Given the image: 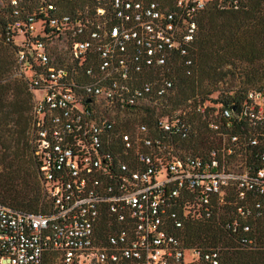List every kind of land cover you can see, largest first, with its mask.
I'll list each match as a JSON object with an SVG mask.
<instances>
[{"label": "built area", "instance_id": "1", "mask_svg": "<svg viewBox=\"0 0 264 264\" xmlns=\"http://www.w3.org/2000/svg\"><path fill=\"white\" fill-rule=\"evenodd\" d=\"M240 1L91 0L70 14L50 0H0L11 10L5 41L32 94L30 144L49 204L32 214L0 203V264H184L186 253L219 264L212 248H183L175 231L184 220L226 212L231 233H255L264 223L263 93L204 115L200 155H179L196 132L178 113L133 132L107 114L162 99L171 82L154 89L132 76L186 57L209 3Z\"/></svg>", "mask_w": 264, "mask_h": 264}, {"label": "trees", "instance_id": "2", "mask_svg": "<svg viewBox=\"0 0 264 264\" xmlns=\"http://www.w3.org/2000/svg\"><path fill=\"white\" fill-rule=\"evenodd\" d=\"M50 1L61 12L70 14L76 6L91 2ZM162 2L168 5L172 0ZM11 20L9 6L0 7V144L4 145L1 140H13L29 148L33 101L23 77L16 76L14 45L5 41V30ZM197 27L186 57L174 55L165 65L143 67L132 76L135 84H150L154 89L164 81L172 83V88L158 100L157 106L139 110L142 122L152 131L158 118L180 111L179 115L192 125L196 135L177 146L179 155L202 154L201 147L208 139L203 116L208 118L214 108L207 106L202 114L197 111L198 107L205 102L237 104L250 91L264 94V0H241L230 8H220L216 2H211L198 16ZM188 60H191L189 65L186 64ZM230 81L238 82L235 90H220L221 84ZM216 92H219L218 96L212 100L210 97ZM186 109L189 111L185 112ZM119 125L123 132H128L132 126L127 121H121ZM5 149L9 147L5 146ZM10 157L8 154L0 156V161L5 164L0 172V203L27 213H46L49 204L33 156L30 166L14 157L7 160ZM225 222H231L226 212L220 218L184 220L175 234L186 250L212 248L217 251L219 264H264V223H258L253 234H233L226 229ZM246 238H253L258 246H239L238 242ZM188 264L206 263L201 259L190 260Z\"/></svg>", "mask_w": 264, "mask_h": 264}, {"label": "rangeland", "instance_id": "3", "mask_svg": "<svg viewBox=\"0 0 264 264\" xmlns=\"http://www.w3.org/2000/svg\"><path fill=\"white\" fill-rule=\"evenodd\" d=\"M5 1V0H3ZM4 3V2H3ZM39 26V25H38ZM16 76H19V72L18 70L16 71ZM238 82H226L224 84L220 85V90H235L236 86H238ZM219 92L214 93L210 98H212V100H215L218 96ZM35 96L37 98H43L44 93L41 91H37L35 93ZM205 106H208L209 108H215L216 106H218V104H214L212 102H205L204 104ZM149 106H157V104L155 102H152ZM189 111V109H186L185 112ZM157 112L159 113V111L157 110ZM184 112V113H185ZM178 114H180V111L177 112ZM108 116L115 118V122L117 124H120L121 121H127L129 123H131V128L128 132H133L136 128L137 125H139L140 123H143L141 120V116L142 113L139 109L137 110H132V111H119V110H112L107 112ZM2 144H0V156H2V154H8L11 157L8 158L7 160L11 159V158H15L22 160L25 165L30 166V164L32 163V150H31V136L29 135L28 137V142L30 147L26 148V146H22L21 143L16 144V142L14 143L13 140H1ZM17 145V147L15 146ZM5 146H8L9 149H5ZM4 161H0V172L3 170L5 164L3 163ZM190 261V254L186 253L184 256V264H187Z\"/></svg>", "mask_w": 264, "mask_h": 264}]
</instances>
